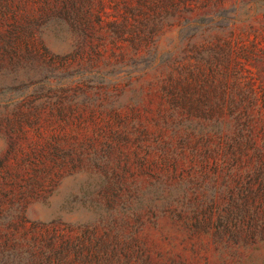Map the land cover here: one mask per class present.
<instances>
[{
  "label": "rangeland",
  "instance_id": "374dc122",
  "mask_svg": "<svg viewBox=\"0 0 264 264\" xmlns=\"http://www.w3.org/2000/svg\"><path fill=\"white\" fill-rule=\"evenodd\" d=\"M115 1L0 17V264H264V0Z\"/></svg>",
  "mask_w": 264,
  "mask_h": 264
},
{
  "label": "trees",
  "instance_id": "16d2710c",
  "mask_svg": "<svg viewBox=\"0 0 264 264\" xmlns=\"http://www.w3.org/2000/svg\"><path fill=\"white\" fill-rule=\"evenodd\" d=\"M107 0H0V17L4 18L10 13V18L13 19L10 28L3 37L2 41L9 43L22 42L25 45L34 44L40 40L41 35L38 32V26L42 22L73 23L78 27L91 26L94 22L101 24L106 15ZM182 3L186 1L194 2L195 7H207L208 4H219L224 0H180ZM112 8L118 11V4L115 0H111ZM34 4L38 6V13H30L28 5ZM129 13L133 7L128 6ZM131 7V8H130ZM211 12L205 11L204 14ZM216 16H221L220 13L213 12ZM212 14V13H211ZM236 15L232 18L231 23L237 21ZM129 20L126 19V22ZM116 23V21H112ZM125 22V23H126Z\"/></svg>",
  "mask_w": 264,
  "mask_h": 264
}]
</instances>
